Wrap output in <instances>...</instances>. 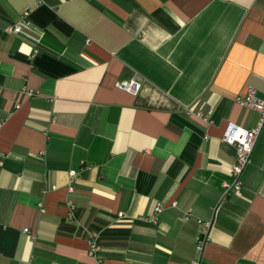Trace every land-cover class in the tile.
Here are the masks:
<instances>
[{
    "label": "crops",
    "instance_id": "1",
    "mask_svg": "<svg viewBox=\"0 0 264 264\" xmlns=\"http://www.w3.org/2000/svg\"><path fill=\"white\" fill-rule=\"evenodd\" d=\"M250 87L264 0H0V264H189L198 218L201 264H264V124L224 192Z\"/></svg>",
    "mask_w": 264,
    "mask_h": 264
},
{
    "label": "built area",
    "instance_id": "2",
    "mask_svg": "<svg viewBox=\"0 0 264 264\" xmlns=\"http://www.w3.org/2000/svg\"><path fill=\"white\" fill-rule=\"evenodd\" d=\"M31 26V21L28 20L26 17L20 19L19 21L13 23L9 26V31L14 33H20L24 30V28H28ZM118 87H120L123 90L136 93L140 87H141V81L136 79H130V80H124L119 81L117 83ZM30 93V91H29ZM235 100L238 104L244 107H248L251 109H254L258 111L259 113V121L257 125L254 127L248 128L245 126H241L240 124L230 121L226 129L221 137V140L223 142H228L229 144H232L235 149V161L232 164L231 167V175H232V181L229 183H226L224 185V192H228L231 188L235 190H240L242 187V179L241 175L246 168V166L251 162L252 159V153L256 144V140L260 134V131L264 124V97H260L257 94V91L255 88L250 87L246 91V93L237 95L235 97ZM210 111H208L206 114L198 111L197 114L202 116L204 119H207L208 114ZM70 180H72L76 175V170H70ZM163 207L162 205H157L155 207L154 213L147 217L149 221L157 222L158 220V214L162 211ZM122 216L123 213H120ZM188 213L185 214V218L188 217ZM198 222L202 225L195 242V248L196 253L198 255L190 261L189 264H201V257L202 253L204 251V248L206 247L208 241H209V230L212 225L211 219H203L198 218ZM100 231L98 230H91L88 238V244H89V252L93 255L97 254L98 251L101 249L100 244ZM100 264V260L98 259V263Z\"/></svg>",
    "mask_w": 264,
    "mask_h": 264
},
{
    "label": "trees",
    "instance_id": "3",
    "mask_svg": "<svg viewBox=\"0 0 264 264\" xmlns=\"http://www.w3.org/2000/svg\"><path fill=\"white\" fill-rule=\"evenodd\" d=\"M100 239H101V233H100ZM100 241V240H99Z\"/></svg>",
    "mask_w": 264,
    "mask_h": 264
}]
</instances>
